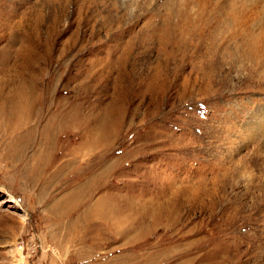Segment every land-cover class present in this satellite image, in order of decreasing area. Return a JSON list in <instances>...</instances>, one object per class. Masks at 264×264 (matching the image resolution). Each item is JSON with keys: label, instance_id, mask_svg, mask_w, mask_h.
Masks as SVG:
<instances>
[{"label": "rangeland", "instance_id": "374dc122", "mask_svg": "<svg viewBox=\"0 0 264 264\" xmlns=\"http://www.w3.org/2000/svg\"><path fill=\"white\" fill-rule=\"evenodd\" d=\"M0 105V264H264V0H0Z\"/></svg>", "mask_w": 264, "mask_h": 264}, {"label": "crops", "instance_id": "0c3cea01", "mask_svg": "<svg viewBox=\"0 0 264 264\" xmlns=\"http://www.w3.org/2000/svg\"><path fill=\"white\" fill-rule=\"evenodd\" d=\"M66 198V200H68V199H71L70 197H65ZM64 198V199H65ZM63 199V198H62ZM61 198H60V200H62ZM60 203V201H58L57 200V202H54V204H53V206L50 208V212L48 213L49 215H51L52 214V210L54 211V209L55 208H57L58 207V204ZM57 206V207H56ZM98 207V209H99V211L100 212H102V214L100 213V215H103V213H104V209H105V207H103V206H97ZM76 209V207H72L71 208V210L70 211H68V213L66 214V215H64L63 216V219L60 221V223H59V226H60V229H61V234H63V235H61L60 233H59V231H58V229H57V224H56V222L54 221V220H49L50 221V223H49V228H50V232L51 233H53L54 235H56L57 234V236H59V237H65L66 239V241H76V240H73V239H71V237L73 236V233H71V231H70V233H69V231H68V229H69V227L70 226H74V224H73V222L74 221H76L77 220V218H75V220H72V222H70V223H68L65 219L66 218H69L70 216L69 215H71V213H72V211H74ZM55 211H56V214H57V210L55 209ZM59 213V212H58ZM59 215H60V213H59ZM87 216H88V220H90L91 219V216L89 215V214H86ZM77 223H78V220H77ZM78 226H79V230H78V237L80 236V233H81V235H83V233H85V231H86V235H88V232H89V229L87 228V230H85L84 229V231H81V230H83L82 228H81V226L78 224ZM71 229H72V227H71ZM50 233V234H51ZM52 235V234H51ZM79 239V238H78ZM77 239V240H78Z\"/></svg>", "mask_w": 264, "mask_h": 264}, {"label": "bare ground", "instance_id": "6f19581e", "mask_svg": "<svg viewBox=\"0 0 264 264\" xmlns=\"http://www.w3.org/2000/svg\"><path fill=\"white\" fill-rule=\"evenodd\" d=\"M18 101V100H17ZM20 102V101H19ZM22 102V101H21ZM10 103V102H9ZM1 106V105H0ZM12 106L14 107V109L15 108H20V107H22V106H27V107H29V105H28V103L27 102H25V100H24V104L21 106V103H18V102H14V103H12ZM11 106V107H12ZM1 108V107H0ZM25 109H26V107H25ZM28 109V108H27ZM1 110H2V108H1ZM6 111V110H5ZM9 111V110H8ZM25 111V110H24ZM26 112V111H25ZM1 115L3 116V118H4V114L3 113H1L0 112V120H1ZM11 116V115H10ZM10 118V117H9ZM12 120V119H11ZM15 120V119H14ZM9 124V123H8ZM74 197H76V195L74 196ZM74 200H76V198H71V199H68V200H62L59 204H58V207L57 208H61V210L64 212V211H66L67 209H71L72 207H74L76 204L74 203ZM58 211V210H57ZM59 212V211H58ZM61 212V211H60ZM53 216V215H52ZM55 216V218L57 219V218H59L60 219V216L58 217V215L56 214V215H54ZM69 228H71V227H69ZM76 228V227H75ZM75 231V230H74Z\"/></svg>", "mask_w": 264, "mask_h": 264}]
</instances>
